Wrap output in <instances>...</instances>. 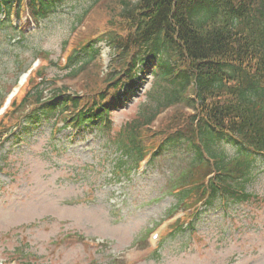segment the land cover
I'll return each instance as SVG.
<instances>
[{
    "label": "rangeland",
    "instance_id": "374dc122",
    "mask_svg": "<svg viewBox=\"0 0 264 264\" xmlns=\"http://www.w3.org/2000/svg\"><path fill=\"white\" fill-rule=\"evenodd\" d=\"M112 2L64 0L39 22L28 15L18 19L14 13L1 22L5 16L0 15V102L32 66L34 70L40 66L47 78V98L56 82L69 94H80L96 63L101 72L111 73L116 49L106 38L95 44L99 59L83 70V76L72 79V69L63 68L68 45L79 42L74 35L100 29L98 18ZM27 21L30 24L23 29L22 22ZM9 24L20 32H13ZM89 51L78 55L77 68L88 60ZM155 64L152 60L135 90L112 112L109 136L89 123L69 127V121L64 124L41 116L4 143L0 264H264L262 162L246 186L251 194L248 202L203 205L191 227L169 237L161 248L159 239L152 238L160 234L164 239L171 225L187 213L183 206L176 209L178 198L171 191L193 154L181 145L140 170L121 172L118 164L125 158L110 138L147 104ZM32 80L34 85L36 79ZM174 111L164 113L152 128ZM222 145L220 150L233 157L236 148ZM173 210L179 214L170 217Z\"/></svg>",
    "mask_w": 264,
    "mask_h": 264
},
{
    "label": "trees",
    "instance_id": "16d2710c",
    "mask_svg": "<svg viewBox=\"0 0 264 264\" xmlns=\"http://www.w3.org/2000/svg\"><path fill=\"white\" fill-rule=\"evenodd\" d=\"M61 1L0 0V13L5 10L8 20L12 10L20 17L28 9L39 22ZM100 21L97 31L91 26L79 33L66 69L73 78L83 76L97 52L89 48L88 60L77 68V51L106 38L116 49L112 72L104 74L96 63L81 94L61 87L47 98V78L39 70L36 83L30 79L0 119V148L23 120L41 116H62L73 126L89 123L109 136L122 90L135 88L139 72L154 59L147 104L110 138L126 158L119 169L138 166L152 151L154 162L187 145L191 163L172 188L179 203L192 208L204 199L210 206L219 200L248 202L246 186L264 163V0H113ZM171 109L162 125L152 128ZM223 142L236 148L233 157L220 150ZM182 225L171 228L169 237Z\"/></svg>",
    "mask_w": 264,
    "mask_h": 264
}]
</instances>
